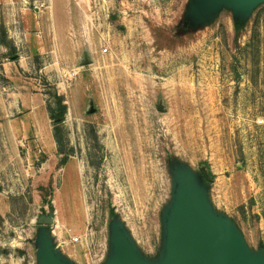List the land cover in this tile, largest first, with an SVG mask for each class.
Segmentation results:
<instances>
[{
  "label": "rangeland",
  "instance_id": "1",
  "mask_svg": "<svg viewBox=\"0 0 264 264\" xmlns=\"http://www.w3.org/2000/svg\"><path fill=\"white\" fill-rule=\"evenodd\" d=\"M200 5L0 0V264H176L179 173L264 264V1Z\"/></svg>",
  "mask_w": 264,
  "mask_h": 264
},
{
  "label": "water",
  "instance_id": "2",
  "mask_svg": "<svg viewBox=\"0 0 264 264\" xmlns=\"http://www.w3.org/2000/svg\"><path fill=\"white\" fill-rule=\"evenodd\" d=\"M225 1H232L239 10H248L254 3L264 0H201L205 11ZM196 6L198 2H194ZM201 18H205L204 12ZM203 175L205 171L201 170ZM185 173H179L178 184L183 202L175 220L174 257L176 264H254L245 246L230 232L207 220L200 209L196 194L190 188ZM49 216H41L39 224H52ZM121 237H114L113 247L118 254L119 264H136L128 245ZM45 264H55L45 252Z\"/></svg>",
  "mask_w": 264,
  "mask_h": 264
},
{
  "label": "trees",
  "instance_id": "3",
  "mask_svg": "<svg viewBox=\"0 0 264 264\" xmlns=\"http://www.w3.org/2000/svg\"><path fill=\"white\" fill-rule=\"evenodd\" d=\"M240 24H236V30H239ZM51 96V95H50ZM52 105L47 104L48 112L50 119L53 123V137L57 145V153L63 155L66 152L65 149V140H64V131L62 124L64 123L65 116L67 113V107L65 105L64 99L62 96L58 95L56 92L52 94ZM54 100V101H53ZM68 154L63 155L62 160L59 165L62 166L67 161Z\"/></svg>",
  "mask_w": 264,
  "mask_h": 264
}]
</instances>
